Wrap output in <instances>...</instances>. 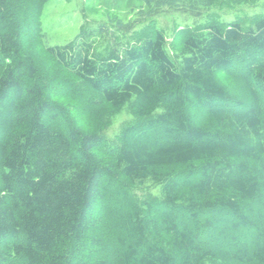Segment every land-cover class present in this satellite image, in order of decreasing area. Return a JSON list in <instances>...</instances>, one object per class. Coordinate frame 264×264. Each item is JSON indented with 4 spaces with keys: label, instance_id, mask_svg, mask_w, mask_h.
Wrapping results in <instances>:
<instances>
[{
    "label": "trees",
    "instance_id": "trees-1",
    "mask_svg": "<svg viewBox=\"0 0 264 264\" xmlns=\"http://www.w3.org/2000/svg\"><path fill=\"white\" fill-rule=\"evenodd\" d=\"M258 1L103 0L47 46L48 0H0V264H264V13L154 21Z\"/></svg>",
    "mask_w": 264,
    "mask_h": 264
},
{
    "label": "rangeland",
    "instance_id": "rangeland-1",
    "mask_svg": "<svg viewBox=\"0 0 264 264\" xmlns=\"http://www.w3.org/2000/svg\"><path fill=\"white\" fill-rule=\"evenodd\" d=\"M103 0H48L41 15V27L43 40L47 46L65 45L72 41L79 33L82 25L95 27L99 23H111L110 18L119 13L108 10L100 5ZM264 13V0H259L255 5H238L233 8L217 10L211 8L201 18H194L187 14L163 13L154 18L155 24L161 30L168 42L174 33L185 27L204 24L207 14H217L220 22L227 24L239 18L252 17ZM134 16L131 15L130 18ZM129 119V115L123 111L112 127L106 130L105 136L113 139L119 130L120 121Z\"/></svg>",
    "mask_w": 264,
    "mask_h": 264
}]
</instances>
